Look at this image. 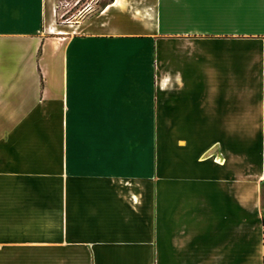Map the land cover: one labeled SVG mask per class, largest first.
I'll use <instances>...</instances> for the list:
<instances>
[{
    "label": "crops",
    "instance_id": "crops-1",
    "mask_svg": "<svg viewBox=\"0 0 264 264\" xmlns=\"http://www.w3.org/2000/svg\"><path fill=\"white\" fill-rule=\"evenodd\" d=\"M59 2L0 0V264H264V0Z\"/></svg>",
    "mask_w": 264,
    "mask_h": 264
},
{
    "label": "rangeland",
    "instance_id": "rangeland-1",
    "mask_svg": "<svg viewBox=\"0 0 264 264\" xmlns=\"http://www.w3.org/2000/svg\"><path fill=\"white\" fill-rule=\"evenodd\" d=\"M109 0H60L57 22L66 24L72 23L79 20L84 15H89L95 13L100 7H102ZM152 119H147L145 129L141 134H134L135 130L132 129L131 144L135 148L144 147V153L148 158H153L154 156V133ZM244 145L250 147H264V134H249L243 135ZM134 150V149H133ZM136 150V149H135ZM249 185L250 184H246ZM245 192V191H244ZM253 200L251 197L244 198V204H252ZM256 204L263 205L264 202L262 198L255 199Z\"/></svg>",
    "mask_w": 264,
    "mask_h": 264
},
{
    "label": "bare ground",
    "instance_id": "bare-ground-1",
    "mask_svg": "<svg viewBox=\"0 0 264 264\" xmlns=\"http://www.w3.org/2000/svg\"><path fill=\"white\" fill-rule=\"evenodd\" d=\"M117 1V0H116ZM53 32V31H52Z\"/></svg>",
    "mask_w": 264,
    "mask_h": 264
}]
</instances>
